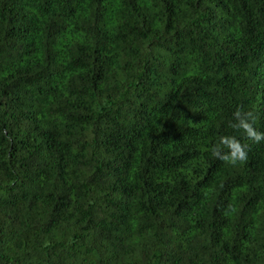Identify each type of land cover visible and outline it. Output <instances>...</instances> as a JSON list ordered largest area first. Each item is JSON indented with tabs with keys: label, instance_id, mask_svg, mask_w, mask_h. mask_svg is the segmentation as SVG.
<instances>
[{
	"label": "trees",
	"instance_id": "trees-1",
	"mask_svg": "<svg viewBox=\"0 0 264 264\" xmlns=\"http://www.w3.org/2000/svg\"><path fill=\"white\" fill-rule=\"evenodd\" d=\"M237 107L264 131V0H0V264H264Z\"/></svg>",
	"mask_w": 264,
	"mask_h": 264
},
{
	"label": "clouds",
	"instance_id": "clouds-1",
	"mask_svg": "<svg viewBox=\"0 0 264 264\" xmlns=\"http://www.w3.org/2000/svg\"><path fill=\"white\" fill-rule=\"evenodd\" d=\"M257 119L256 114L252 110L237 107L232 113V120L229 123V127L237 132H242L246 140L258 144L264 141V131H258L254 127ZM210 151L216 159L235 166L238 163L247 161L250 145L248 143H242L235 135H224L219 137L218 143L214 144Z\"/></svg>",
	"mask_w": 264,
	"mask_h": 264
}]
</instances>
